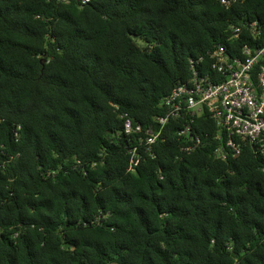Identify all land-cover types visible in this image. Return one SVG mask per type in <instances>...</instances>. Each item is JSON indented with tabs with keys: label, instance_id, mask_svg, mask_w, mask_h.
Listing matches in <instances>:
<instances>
[{
	"label": "trees",
	"instance_id": "16d2710c",
	"mask_svg": "<svg viewBox=\"0 0 264 264\" xmlns=\"http://www.w3.org/2000/svg\"><path fill=\"white\" fill-rule=\"evenodd\" d=\"M244 44L264 0H0V264H264L261 158L218 160L203 117L184 152L178 119L129 171L123 129Z\"/></svg>",
	"mask_w": 264,
	"mask_h": 264
},
{
	"label": "built area",
	"instance_id": "2783aa9c",
	"mask_svg": "<svg viewBox=\"0 0 264 264\" xmlns=\"http://www.w3.org/2000/svg\"><path fill=\"white\" fill-rule=\"evenodd\" d=\"M217 1L225 9L245 2ZM86 2L89 0H82ZM243 23L230 27L234 38L239 39L244 28L251 37L259 35L257 21ZM209 57L210 68L202 72L190 62V78L162 99L166 113L156 119L155 126L133 128L129 119L124 120L125 135L135 139L128 148L129 171L139 165L142 154L153 155L154 145L173 120H185L176 131L179 137H186L182 151L190 153L202 146L201 135L194 128L196 119L202 117L214 125L213 134L206 138L215 143L213 155L218 160L226 161L250 149L264 167V47L244 44L240 56L231 57L224 46L217 45Z\"/></svg>",
	"mask_w": 264,
	"mask_h": 264
}]
</instances>
